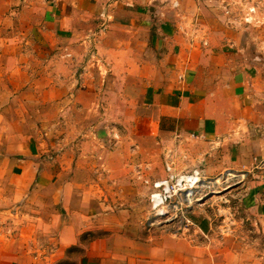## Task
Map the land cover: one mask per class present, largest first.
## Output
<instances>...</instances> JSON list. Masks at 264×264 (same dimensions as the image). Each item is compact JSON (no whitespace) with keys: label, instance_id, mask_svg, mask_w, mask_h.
I'll return each instance as SVG.
<instances>
[{"label":"crops","instance_id":"1","mask_svg":"<svg viewBox=\"0 0 264 264\" xmlns=\"http://www.w3.org/2000/svg\"><path fill=\"white\" fill-rule=\"evenodd\" d=\"M30 2L1 0L0 4L14 20L29 14L25 10ZM64 3L45 1L49 11H45L46 17L67 23L75 11L77 21L92 24L86 25L90 29L76 26L73 35L67 31L65 41L85 52L90 66L83 67L86 72L75 79H60L70 92L61 94V101L80 111L88 108L82 100L98 101L97 111L89 108L97 116L104 100L106 104L111 100L139 101L138 114L142 117L145 101L152 95L156 103L148 112L155 132L162 138H192L197 148L204 149L194 155L183 153L195 165L190 170L199 169L198 164L217 163L219 174L233 171L232 166L248 169L264 162L262 48H257L261 55L250 60L247 43L231 39L229 30L210 26L203 0H91L77 1L75 9ZM17 6H23V12ZM218 148L225 151L223 158ZM170 173L180 174L175 170ZM203 173L207 174V169ZM98 175L92 184V179L76 172L49 174L48 190L46 185L43 189L48 203L40 211L46 213L48 205L60 204V209L52 207L55 214L49 213L52 224L43 220L48 228L44 232L56 228L54 249L44 258L13 249L15 245L35 243L30 234L24 236L26 230L31 231L34 219L17 227V234L10 238L0 225V264H59L71 259L72 249L79 250L77 264H264V251L247 248L236 236H215L212 222L201 226L197 220H184L179 233L144 235L140 230L133 231L134 222L127 215L131 209L121 208L119 202L130 197L115 186L120 179L113 174ZM20 179L22 182L23 176ZM31 181L24 180L27 188L32 186ZM76 181L84 182V191L91 195L90 204H81L85 200L78 195L75 199L70 192L76 189ZM37 187L40 185L27 191V209L32 207L30 199L36 196ZM52 190L59 201L51 195ZM250 208L259 210L258 206ZM84 236L90 239L84 242Z\"/></svg>","mask_w":264,"mask_h":264},{"label":"rangeland","instance_id":"2","mask_svg":"<svg viewBox=\"0 0 264 264\" xmlns=\"http://www.w3.org/2000/svg\"><path fill=\"white\" fill-rule=\"evenodd\" d=\"M45 1L55 0H31L29 9L25 10L29 14L14 20L0 4V225L10 238L17 234V227L34 219L31 229L26 228L31 231L26 230L24 236L30 234L35 243L15 245L13 249L42 258L54 249L56 228L44 232V228H48L44 227L43 220L52 224L49 213L55 214L52 207L60 209V204L48 205L46 213H41L48 203L43 189L46 185L48 190L49 174L76 172L81 177L88 176L92 184L99 173L113 174L120 179L115 186L130 197L120 198L119 202L121 208L131 209L127 215L134 222L131 229L135 232L140 230L144 235L179 233L184 220H197L201 226L212 222L215 236H236L245 241L247 248L264 251V162L248 169L232 166L233 171L219 174L217 163L198 164L200 171L207 169V174L201 172L208 180V187L198 191L197 204L184 211L179 221L168 227L158 226L160 222L152 218L148 201L152 184L169 176L168 166L180 174L195 168L190 156L185 155L199 154L204 149L197 148L192 138H162L155 132L148 112L156 103L152 95L145 101V116L142 117L138 114L139 101L111 100L106 104L104 100L98 116L89 110L93 107L97 111L98 101L82 100L81 104L88 107L82 111L61 101L64 98L61 94L66 96L69 91L60 79L83 75L89 63L87 54L74 43L66 42L65 36L68 30L73 35L76 26L81 30L90 29L92 21H77L75 11L73 19L67 23L51 20L45 15V11L49 12ZM77 1L91 0H61L69 2L65 7L71 9L76 8ZM185 2L187 8H191L190 2ZM203 2L210 26L229 30L231 39L247 43L250 60L261 55L257 48H262L264 59V0ZM16 9L23 12V6ZM66 45L68 50H62ZM120 112L129 116L123 117ZM218 149L223 158L225 151ZM19 176H23L22 182ZM40 178L43 180L39 181ZM25 179H31L34 188L40 185L36 196L30 199V209H27V191L33 187L27 188ZM83 183L76 181V189L70 192L75 199L78 195L80 200H85H81V204H90L91 195L84 191ZM51 195L56 196V201L60 200L53 190ZM253 206L259 207L258 212L251 211ZM90 237L84 236L83 241ZM77 253V249L70 250L71 259L59 264H77Z\"/></svg>","mask_w":264,"mask_h":264},{"label":"built area","instance_id":"3","mask_svg":"<svg viewBox=\"0 0 264 264\" xmlns=\"http://www.w3.org/2000/svg\"><path fill=\"white\" fill-rule=\"evenodd\" d=\"M170 171L167 167L169 176L152 184L148 197L152 218L160 222L158 226L173 225L179 221L184 211L197 204L198 191L208 187V180L198 169L179 175Z\"/></svg>","mask_w":264,"mask_h":264}]
</instances>
